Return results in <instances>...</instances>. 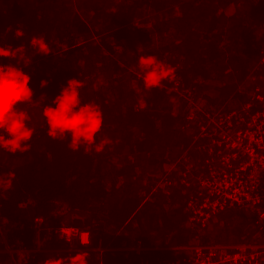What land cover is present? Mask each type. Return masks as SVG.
I'll return each mask as SVG.
<instances>
[{
	"label": "trees",
	"instance_id": "obj_1",
	"mask_svg": "<svg viewBox=\"0 0 264 264\" xmlns=\"http://www.w3.org/2000/svg\"><path fill=\"white\" fill-rule=\"evenodd\" d=\"M122 1L0 0V47L23 48L14 58L0 57V64H14L31 77L33 101H47V106L54 107L52 101L67 86V81L78 78L84 83L80 90L82 101L96 103L103 110L104 128L97 141L107 136L113 142L117 134L121 135L117 136L116 146L101 153L86 154L83 149L73 152L67 140L54 141L47 136L41 118L29 152L15 155L0 152V175L7 181L9 173L13 174L10 184H0V264L8 257L2 248L32 247V221L37 217L52 225L90 230L93 248L98 245L119 248L124 244L132 247L141 241L151 248L146 256L154 264L181 255H174L167 248L184 247L198 239L194 237L196 232L188 231L187 198L176 188L169 197L158 191L152 193L143 212L148 217V226L135 230V236L130 237L132 229L129 231L128 224L148 202L145 195L152 187L149 183L142 184L148 181V169L166 170L164 164L172 163L175 158L174 152L171 156L167 151L187 142L179 129L184 124L183 114L179 108L174 109L175 104L172 108L162 107L163 87L150 91L144 88L137 75L138 57L151 54L167 64L181 62L182 68L175 67V79L171 83H182L187 91L201 93L214 105L213 97L204 92H219L210 85L212 81L218 82L217 74L229 69L231 77L225 83L228 90L241 79L264 70L257 50L264 44V0L257 4L256 0ZM238 3L243 4V10L222 16V10L228 6L238 10ZM142 10L151 15L147 24L149 20L141 16ZM18 30L24 33L20 39L16 36ZM163 33L176 42H165ZM33 37L46 40L50 49L47 55L36 53L37 49L30 43ZM119 47L123 52H117ZM39 64H47L48 73L38 71ZM119 64L122 67L118 68ZM129 66L133 67L132 72L127 69ZM41 81L47 82L43 88ZM169 85V81H164L163 86ZM141 100L145 104L143 108ZM38 112L28 113L36 116ZM166 146L168 150L162 148ZM155 147L166 152H158L150 160L148 153ZM124 150L129 152L124 155L121 153ZM168 157L170 161L165 162ZM2 186L6 189L1 192ZM58 209L63 211L61 216L56 212ZM219 215L216 221L224 228L216 231L209 223L207 228H210L204 229L208 236L219 234L213 235L214 241L221 236L229 242L236 241L227 244L252 241L254 229L248 228L247 213L246 217ZM104 228L121 230L117 242L109 243L102 238ZM154 231L170 244H157ZM63 245L70 251L74 248L81 251L74 240ZM86 251L87 259L95 254ZM127 254L121 256L109 251L90 258L96 264L99 258L103 264H121ZM12 256L16 264H37L43 254L35 255L31 262L19 254Z\"/></svg>",
	"mask_w": 264,
	"mask_h": 264
},
{
	"label": "built area",
	"instance_id": "obj_2",
	"mask_svg": "<svg viewBox=\"0 0 264 264\" xmlns=\"http://www.w3.org/2000/svg\"><path fill=\"white\" fill-rule=\"evenodd\" d=\"M260 65L264 69V56ZM195 127L194 139L202 142L197 163L202 172L190 187L185 204L190 229H206L212 219L228 209H247L256 237L233 245H190L178 258L159 264H264V89L255 87L233 111L208 112ZM32 229V247L18 245L11 250L29 262L37 254L66 251L63 244L74 240L81 251L95 250L100 255L112 251L121 256L130 253L123 264H154L146 258L151 248L141 241L131 248H93L89 231L52 225L41 217L33 219ZM84 239L90 242L88 246L80 244ZM98 264H103L101 258Z\"/></svg>",
	"mask_w": 264,
	"mask_h": 264
},
{
	"label": "clouds",
	"instance_id": "obj_3",
	"mask_svg": "<svg viewBox=\"0 0 264 264\" xmlns=\"http://www.w3.org/2000/svg\"><path fill=\"white\" fill-rule=\"evenodd\" d=\"M257 3L260 0H256L255 4ZM23 35L20 30L16 33L18 39ZM45 41L43 38L33 37L30 43L37 49L36 53L47 55L50 49ZM22 52L23 48L20 46L14 50L0 47V57L7 59ZM137 67V75L142 79L144 88L149 91L163 87L166 80L171 82L175 79V67L155 55L139 56ZM30 82L31 77L16 65L0 64V152L15 155L31 150L36 130L30 126L29 113L21 107L34 103ZM46 85V81H41L42 88ZM83 87L84 83L78 78L69 79L67 86L52 101L55 106H42L41 116L50 139L61 142L67 140V146L73 152L83 149L86 154H98L112 144V140L103 136L97 141L104 128L103 110L96 103L82 101L80 90ZM139 103L141 108L145 107L142 100ZM12 175L9 173L7 181L0 175V184H10ZM80 244L88 246L90 242L84 239ZM87 257V252H77L68 257L48 258L43 264H87Z\"/></svg>",
	"mask_w": 264,
	"mask_h": 264
},
{
	"label": "rangeland",
	"instance_id": "obj_4",
	"mask_svg": "<svg viewBox=\"0 0 264 264\" xmlns=\"http://www.w3.org/2000/svg\"><path fill=\"white\" fill-rule=\"evenodd\" d=\"M122 2L130 3L127 0H123ZM237 7H239L238 10H236V9L233 10V8L231 6L224 8L222 10V14H223L222 16L228 17L231 14H234L235 11L238 14V12H240V10H243L242 8H244L243 4H239V3H238ZM247 9L250 10L249 8H247ZM141 14H142L141 16L144 19L149 20L146 22V24L151 21V15H150V13L148 14V11L142 10ZM136 17H138V15H136ZM257 28L260 29V27H257ZM93 37H95V35ZM161 37L165 40V42L174 41V38L172 36H170L169 34L163 33V35ZM175 42L176 41H174V43ZM255 43H257V42H255ZM132 45H134L133 42H132ZM257 45L259 46V44H257ZM261 46H259V48L257 49L259 52V55H260V57H258V58H261L262 56H264V44L262 47ZM122 50H123V48H120V47L117 48L118 53L123 52ZM44 58H46V57H44ZM181 64L182 63L178 62V61L176 64L172 62V65L174 67H177L178 69L182 68ZM97 66H98V64H97ZM47 67H48L47 64H43V65L39 64V65H37V70L42 72V73L43 72L48 73ZM120 67H122L121 64H119L118 68H120ZM127 69L129 71H131V69L133 70V67L129 66V67H127ZM97 70H95L94 73H96ZM226 70L227 71L224 70L220 74H217L216 71L213 73L214 77H215V74H217L220 76V78L217 79L218 82L212 81L213 83L210 85H213L214 87L218 88L219 92H217V94L215 93V91L214 92H211V91L210 92H208V91L204 92V94L206 93V96H208V97L212 96L213 97L215 106L213 105V103L211 104V102L206 101V99L203 98V95L201 93H199L197 91H187L186 90L187 88L182 83H179V84L176 83L175 84V83L170 82L169 86H163V89L165 90V96H164L163 101L161 102L162 107L163 108H170V107L172 108V105L175 104V106L173 105L174 109H177V108L180 109L179 112L181 111V113L183 114L184 124H183V126L179 124L180 125L179 129L182 130L184 138H186L187 142L186 143L183 142L180 145L178 144L177 147H175V149H171V150L167 151V153L170 154L171 156H173V152H174L175 158L173 161H171L172 163L164 164V166H166V168H167V169L165 168L166 170L163 171V169H162L160 171L159 170L154 171V170L148 169V174H147L148 181L146 183H142V184L145 185V184L149 183L152 187L150 188V191L147 192L145 195V200L148 202H146L144 204L145 206H143V209L142 208L139 209L135 218L132 221H130V223L128 224L129 225V231L132 229L131 232H129L130 237L134 236L135 230H138V229H141L143 227L148 226L147 225V223L149 221L148 217H145L143 212L145 209H147L146 205L152 199V193L154 194L156 191H158V192L162 193L163 197L164 196L169 197L170 193H172V191L176 188V189H180L181 194L185 195V197L187 199L189 198V195L191 194L190 187L191 188L193 187L197 174L202 172L200 166L197 164L199 161L202 142L195 141V139H194V135L196 133L195 125L198 122H200L201 120H203V118L206 116V114L208 112H214V113L215 112H221L222 113V112H227V111H229V112L233 111L235 107H239L242 103H244L246 101L248 95L251 93V91L255 87L258 86V87L264 89V70H262V72L261 71L259 72V75H254L252 77L247 76V77H245V79L244 78L241 79L240 82H238L236 85L234 84L235 87H232V88H229L228 90H226L225 83L231 77V75L229 74L230 73L229 69H226ZM249 73H251V72L249 71ZM195 84H197V83L195 82ZM236 94H237V96L235 97ZM220 95H222V96H220ZM179 97L181 99H179ZM216 98H217V102H215ZM218 98H220V99L218 100ZM223 100H225V101H223ZM182 101H184V102H182ZM220 102H224V104H222V106L218 107L216 104L220 103ZM43 104H45V105H43ZM228 104H229V107H228ZM47 105H48L47 101L45 103L42 101H41V103L39 101H36L31 105H26L25 108H24V106H21L23 108V110H27V112L33 113V112L39 111L36 116H30V126L35 128L36 126L39 125L40 119L42 118V116H40L42 106H47ZM183 106H184V108H183ZM189 117H190V119H189ZM159 123L160 122L158 119V121H156L157 127L160 126ZM117 136H121V135L117 134ZM117 136H115L116 140L112 142V145L110 144L104 150H106L107 148H111V146L117 145V143H118V137ZM162 148H166L168 150L167 146L162 147ZM128 152H129V150H124L121 153H124V155H126ZM158 152H166V151L165 150L157 151V148L155 147L151 151H149V153H148V154H150L149 159L152 160L155 156L158 155ZM160 158H162V157H160ZM164 161L169 162L170 158L168 157L167 160L165 158ZM196 165H198V166H196ZM155 168H156V166H155ZM137 183H140V182H137ZM172 186L174 188L170 189ZM4 189H6V186L5 187L2 186L1 192L4 191ZM166 206H167L166 204H163V207L166 208ZM158 211H159V209H158ZM56 212H57V214H60L59 216H61L63 211L61 209H58ZM244 212L249 215V222L250 223L248 224V228L253 230V228L251 226L252 216L250 215V212L247 211V209H228V210L224 211L219 216L226 215V217H229L231 215H236V217H242V216L246 217ZM159 213H160V211H159ZM154 217H158V216L155 215ZM216 218L217 217H215L214 219H212L210 221V225L212 223V229H214V230L216 229V231H218L221 228H224V226L222 223L217 222ZM136 219H137V221L134 222ZM93 226L96 227L97 225L95 224ZM154 227H155V225H154ZM209 228H210V226H209ZM209 228H206V229H209ZM85 230H87L91 233L90 230H88V229H85ZM113 230L114 231L109 230L107 228H104L105 234H101L102 238H104L109 243L113 242L114 240H115V242H117L116 238L121 236L120 235L121 230L120 229H117V230L113 229ZM188 231L196 232L194 237L198 238L196 240H192L188 246L194 245L197 243L198 244L200 243V244L233 245V244H227V243H235L236 242V241H230L229 242L228 240H225L223 236H221L220 239L214 241L213 235L215 236V235H219V234L215 233L211 236H208L206 234L207 232L205 230H199L196 228H192V229H189ZM153 235L157 236V239H156L157 244H161L162 246H167L168 244H170L169 242H165V240H163L160 237V235L157 231H154ZM252 235H254V236L251 239H255L256 235H255L254 230H253ZM128 239H129V237H128ZM92 246H94V245H92ZM5 248L6 249L2 248L1 251H3L5 254H7L8 257L6 259H4L3 263H1V264H16V262L14 261L15 259L12 256V255H14V253L11 250H9L8 247H5ZM184 248H186V247L185 246L184 247H176V249H167V250H170L169 252H171L172 254L175 255V254L184 253ZM65 250L66 251H63L61 253H50V252L43 253V257H40V261H38L37 264H43V262L48 258L68 257V256L76 254L77 252H81V251H78L77 248L76 249L74 248L73 251H70L69 247H66ZM84 252H87V251H84ZM97 253L99 254V252L95 251V254L91 255L90 257H93L95 259L96 257L99 256V255H96ZM66 254H68V255H66ZM90 257L87 259L89 261V264H96V262L94 263V261ZM13 262H15V263H13Z\"/></svg>",
	"mask_w": 264,
	"mask_h": 264
},
{
	"label": "crops",
	"instance_id": "obj_5",
	"mask_svg": "<svg viewBox=\"0 0 264 264\" xmlns=\"http://www.w3.org/2000/svg\"><path fill=\"white\" fill-rule=\"evenodd\" d=\"M132 246H133V245H132ZM187 246H188V245H187ZM187 246H185V247H187ZM123 247L131 248L130 246H123ZM167 249H169V248H167ZM129 257H131V254H130V253L127 254V259H128ZM146 258H147V256H146ZM147 259H148V258H147ZM123 260H126V258H124ZM123 263H124V261H122L121 264H123Z\"/></svg>",
	"mask_w": 264,
	"mask_h": 264
},
{
	"label": "bare ground",
	"instance_id": "obj_6",
	"mask_svg": "<svg viewBox=\"0 0 264 264\" xmlns=\"http://www.w3.org/2000/svg\"><path fill=\"white\" fill-rule=\"evenodd\" d=\"M137 221V219L134 221V222H136ZM139 221V220H138ZM133 222V223H134ZM128 229V228H127ZM116 235V234H115ZM135 236V235H134ZM115 237V236H114ZM133 237V236H132ZM137 238V237H136ZM139 239V238H138ZM114 240V239H113ZM103 244V243H102ZM114 244H115V242H114ZM124 246H126L125 244H124ZM74 247V246H73ZM104 247V246H103ZM93 253H95V252H93Z\"/></svg>",
	"mask_w": 264,
	"mask_h": 264
}]
</instances>
